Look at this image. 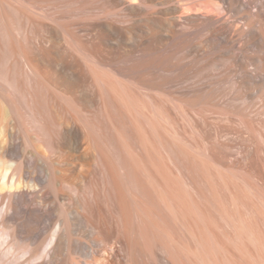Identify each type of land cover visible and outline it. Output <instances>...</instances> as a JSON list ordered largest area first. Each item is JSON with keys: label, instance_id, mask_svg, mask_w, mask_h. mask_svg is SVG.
Listing matches in <instances>:
<instances>
[{"label": "bare ground", "instance_id": "1", "mask_svg": "<svg viewBox=\"0 0 264 264\" xmlns=\"http://www.w3.org/2000/svg\"><path fill=\"white\" fill-rule=\"evenodd\" d=\"M0 264H264V0H0Z\"/></svg>", "mask_w": 264, "mask_h": 264}, {"label": "rangeland", "instance_id": "2", "mask_svg": "<svg viewBox=\"0 0 264 264\" xmlns=\"http://www.w3.org/2000/svg\"><path fill=\"white\" fill-rule=\"evenodd\" d=\"M244 28H245V26H244ZM170 47H171V48H170L171 51L174 50V48H175V46L173 47V44L170 45ZM167 50H168V49H167ZM170 50H168V51H170ZM168 51H167V52H168ZM171 51H170L169 53H166V50H165L162 54H159V56H157V57H159L158 59H160V60H158V59H157V60H158L159 62H160V61L162 62L163 59H164V57H165V56H168V55L171 53ZM164 53H165V54H164ZM141 54H142V53H141ZM163 54H164L165 56H163ZM166 54H167V55H166ZM160 55H161V56H160ZM160 57H162V59H161ZM139 67H141V65H139ZM251 67H252V66H251ZM235 122H236L237 124H236ZM235 124H236V125H235ZM240 124H241V122H240L239 120L236 121V119H234L233 125L236 126V129L238 128L237 130H243V128H242V126H241L242 124H241V125H240ZM235 126H234V127H235ZM240 127H241L242 129H241ZM241 194H243V193H241ZM241 194H239V196H240ZM228 195H229V194H228ZM228 195H227V197H228ZM243 195H244V194H243ZM237 196H238V193H237ZM229 197H230V196H229ZM241 197H243V196H240V197H239V199H241V200H243V199L245 200V198H246V197H244V198L242 199ZM230 200H232V198H231ZM240 206H241V205H240ZM240 206H239V210H240L241 212L243 211L242 213H245V212H244V211H245L244 208L241 207V208L243 209V210H242V209L240 208ZM237 207H238V206H237ZM237 207H236V208H237ZM236 208H235V210H238V209H236ZM239 210H238V213H236V214H237L239 217H240V216L242 217L243 214L241 215V212H240ZM236 212H237V211H236ZM239 212H240V213H239Z\"/></svg>", "mask_w": 264, "mask_h": 264}]
</instances>
